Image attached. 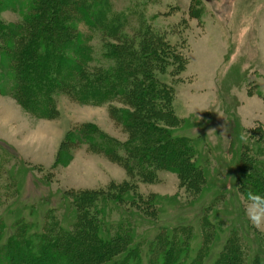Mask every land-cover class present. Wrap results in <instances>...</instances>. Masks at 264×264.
<instances>
[{
  "label": "rangeland",
  "instance_id": "rangeland-1",
  "mask_svg": "<svg viewBox=\"0 0 264 264\" xmlns=\"http://www.w3.org/2000/svg\"><path fill=\"white\" fill-rule=\"evenodd\" d=\"M34 1L0 0L3 46L15 45L17 38L12 36L15 32L23 37L29 31L26 20L34 11ZM106 1L110 4L106 17L121 16L120 20L125 21L122 30L136 45L147 35L143 30L146 25L166 33V44L171 46L162 62L165 71L161 74L154 71L173 88L170 99L173 117L168 118L170 126L163 128L173 131V127L181 126V133L194 139L187 156L194 166L190 168L195 170L168 162L170 152L163 158L166 163H157V159H162L159 155L162 148L143 159V162L147 160L143 163L146 166L143 173L136 168L130 170L125 151L131 148L127 145L132 144L133 138L116 120L118 109H128L121 102H82L66 92H58L54 114L40 117L11 95L9 78L0 75L1 222L10 224L17 215H24L37 221L39 230L42 224L59 217V225L74 230L78 220L81 222L77 216H82V210L77 212L69 204L72 197L94 192L97 200L88 208L94 218L92 226L98 225L99 235L106 240L116 233L128 236L122 241L119 253L110 259L113 264H125L127 259L129 264H135L133 248L137 249L135 245L140 240L139 248L145 253L140 258L146 264L150 254L148 243L153 242L156 247L159 244L153 236L157 230L163 238L172 236L176 246L185 247L177 261L190 264L204 248L201 264H206V259L213 264L219 259L220 247L228 241V233L232 229L243 233L242 222L250 236L243 237L242 253L248 254L246 264H250L255 260L251 256L254 251L250 239L256 240L258 249L264 251V230L249 221L245 213L249 196L239 192L236 184L247 152L249 155L254 152L253 158L264 162V140L257 141L260 145L257 150H249L246 145L253 128L264 127V0ZM67 2L63 11L69 13L82 3L81 0ZM71 26L76 28L74 41L80 49L83 45L90 46L95 59L101 56L102 42L97 33L84 22ZM70 48L80 50L74 45ZM65 52L75 60L70 51ZM178 54L180 65L175 62ZM2 60L5 65L6 61ZM91 126L107 142L120 146L117 157L89 148L90 142L82 132ZM242 135L246 139L242 140ZM253 140L254 137L250 141L252 148L256 144ZM163 142L156 141L150 148ZM63 143L65 152L60 154ZM116 158L119 160L115 161ZM259 166L254 173L262 169ZM112 196L121 198L122 202L112 204ZM186 225L192 227L182 230ZM209 225L216 240L207 244L210 254L206 258ZM42 230L45 232L47 227ZM49 238L46 242L53 245ZM166 242L160 241L164 251ZM30 254L29 262L36 252Z\"/></svg>",
  "mask_w": 264,
  "mask_h": 264
},
{
  "label": "trees",
  "instance_id": "trees-1",
  "mask_svg": "<svg viewBox=\"0 0 264 264\" xmlns=\"http://www.w3.org/2000/svg\"><path fill=\"white\" fill-rule=\"evenodd\" d=\"M34 2H36L34 11L26 20L29 31L23 37H19V34L15 32L12 35L17 38L15 45L3 46L4 35L0 33V75L9 78L11 95L40 117H51L54 114L52 113L53 105L58 92H66L82 102H121L128 109H118L116 120L124 125L131 134L130 138H133V141L130 140L132 144L127 145L131 148L125 151L130 170L136 168L139 173H143L146 170L143 163H147V160L143 162V159H146L151 152L162 148L159 153L162 159L155 160L157 163L174 161L194 171L195 168H190L194 166H191L193 164L187 156L192 150L191 145L194 144V139L190 135L181 133L179 129L181 126L173 127L175 128L173 131L163 128V126H170L168 118L173 117L170 106L173 88L167 84V81L159 79L154 71L160 74L165 71L162 68V62L167 58L166 52L171 46L166 44V33L161 30L154 31L150 25H146L143 30L147 35L142 37L136 45L131 36L122 30L125 21L120 20L121 16L114 15L110 19L106 17L110 7L106 0H98L96 4L95 0H81L82 3L79 7H75L72 13L63 11V7L68 3L67 0H35ZM73 13L80 17L76 18ZM79 22H84L91 31H95L102 42L101 56H97L96 59L92 56L93 49L90 46L83 45L80 49V45L74 41L77 37L76 28L71 24ZM142 24L139 28H142ZM73 45L80 50H72L70 47ZM63 49L76 56L75 60L67 57ZM2 59L6 61L5 65ZM175 60L180 65L179 54ZM150 118L153 120L150 121ZM160 120L164 122L159 123ZM82 134L86 137V141L90 142L89 148L105 152L107 156L114 155V158L119 155L120 146L114 142L111 144L110 141L107 142L106 137L102 133H97L95 127L91 126ZM253 137V142H256L254 148L250 143ZM248 138L250 141L248 140L246 145L250 147L249 150L259 149L260 145L257 141L264 140V127L253 128V133H250ZM162 140L163 143H157L155 147L150 148V145ZM65 143L62 145L60 154L65 152L63 151ZM119 145L124 144L119 142ZM168 152L171 155H167L165 162L163 158H166L165 153ZM247 156L239 167L237 189L247 196L264 194V162L256 161L254 152L251 155L247 152ZM131 159L132 162H130ZM116 160L119 159L116 158ZM258 165L262 169L256 174L254 172ZM97 197L94 192L78 193L72 197L69 204H72L77 212L82 210L80 214L82 216H77L81 222L78 220L74 230L59 225L57 223L60 220L59 217L48 221L49 225L47 222L42 224L39 230L37 221L30 220L24 215L22 217L17 215L16 220L10 224H4L0 220V264H107L108 261L109 264H113L114 262H110V259H114L119 253V248L123 246L122 241L128 236L116 233L109 238L110 240H106L99 235V227L92 226L94 218L92 219L88 211ZM111 198H114L111 200L112 204L122 202L117 196ZM105 199L108 201L107 197ZM147 215L152 216L153 213ZM242 225V234L234 229L232 230L235 234L232 230L228 233L226 237L228 241L227 243L224 241L223 246L220 247L219 259L213 264H246L248 254L242 253L241 242L244 240L243 237L250 238V236L243 222ZM44 227H47L46 233L42 230ZM191 227L186 225L182 227V230L185 231ZM211 227L209 225L206 228V258L210 254L207 244L216 240ZM153 236L159 244L156 247L153 242L148 243L150 254L146 255V264L183 263L177 261L179 252L185 251L183 245L179 247L173 244L175 240L172 236L163 238L160 230L153 233ZM47 237H50L53 245L46 242ZM250 240L251 249L254 251L251 256L255 259L250 264L264 261L263 249H258L256 240L252 238ZM160 241H167L168 246L165 251L160 246ZM140 243L142 240L135 245L137 249L133 248L135 264H143L140 256H145L144 251L139 248ZM204 251V248L199 250V257L190 264H201L200 257ZM34 252L36 255L29 262L32 255L30 253ZM38 252L41 255L38 256ZM128 261L129 259L124 263L129 264ZM206 264H209L207 259Z\"/></svg>",
  "mask_w": 264,
  "mask_h": 264
},
{
  "label": "clouds",
  "instance_id": "clouds-1",
  "mask_svg": "<svg viewBox=\"0 0 264 264\" xmlns=\"http://www.w3.org/2000/svg\"><path fill=\"white\" fill-rule=\"evenodd\" d=\"M241 139H246V137L242 135ZM245 213L256 228L264 230V194H249Z\"/></svg>",
  "mask_w": 264,
  "mask_h": 264
}]
</instances>
